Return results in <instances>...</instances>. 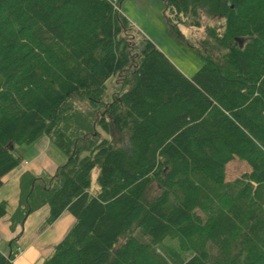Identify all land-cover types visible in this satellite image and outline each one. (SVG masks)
Masks as SVG:
<instances>
[{"label": "trees", "instance_id": "trees-1", "mask_svg": "<svg viewBox=\"0 0 264 264\" xmlns=\"http://www.w3.org/2000/svg\"><path fill=\"white\" fill-rule=\"evenodd\" d=\"M163 2L172 29H203L191 77L110 0H0V188L42 136L68 157L23 175L11 217L75 216L42 264H264V0Z\"/></svg>", "mask_w": 264, "mask_h": 264}, {"label": "rangeland", "instance_id": "rangeland-1", "mask_svg": "<svg viewBox=\"0 0 264 264\" xmlns=\"http://www.w3.org/2000/svg\"><path fill=\"white\" fill-rule=\"evenodd\" d=\"M118 11L126 15L134 25L136 31L138 30L142 35L154 42L155 45H157L187 76H193L201 68L203 60L197 49L199 45V35L202 34L203 29L183 25L180 26V33L172 29L166 16L163 0H123L121 6L119 4ZM116 80L118 83H116ZM107 88L109 95L107 100L111 101V97L121 90L119 80L111 78L107 83ZM102 133L106 135L105 132ZM41 141L39 142L40 144L42 143ZM23 147H32V144H26ZM40 147L45 148V154L39 160L41 165L45 168L44 175H53L54 173L50 171L51 167L56 165L57 168L67 162V155L53 142L50 149H46V146ZM30 153L31 150L29 153H21L23 159L30 158ZM248 170L249 167L245 162L235 158L227 165V180L233 181L237 178H241ZM97 177L98 170L95 169L93 171L91 186V192L93 193L99 188ZM151 192H157L156 187L153 188ZM6 241L7 240H4V242ZM170 247L174 249L178 247V240L166 238L158 249L164 254L165 258L174 263L175 261L168 257L170 254ZM182 255L188 257L191 254L182 252Z\"/></svg>", "mask_w": 264, "mask_h": 264}, {"label": "crops", "instance_id": "crops-1", "mask_svg": "<svg viewBox=\"0 0 264 264\" xmlns=\"http://www.w3.org/2000/svg\"><path fill=\"white\" fill-rule=\"evenodd\" d=\"M51 145L52 141L45 135L32 143V147L22 146L19 149L21 153H29L31 150L30 158L23 159L17 168L3 178L0 201L7 203L8 212L0 219V250L11 256L15 264H42L53 253L55 245L64 238L76 221L71 212L65 211L53 223L47 224L50 206L45 205L32 212L23 227L19 225L15 230L11 228V217L19 206L23 175L32 172L37 176L51 177L56 172L55 165L50 168L53 175H44L45 168L39 162L45 154V148L40 146L50 149ZM4 240L7 241L4 242ZM19 247L22 248L21 252H18Z\"/></svg>", "mask_w": 264, "mask_h": 264}, {"label": "built area", "instance_id": "built-area-1", "mask_svg": "<svg viewBox=\"0 0 264 264\" xmlns=\"http://www.w3.org/2000/svg\"><path fill=\"white\" fill-rule=\"evenodd\" d=\"M111 1V3L114 5V7L116 8V9H119V0H110ZM22 251V248L21 247H19L18 248V252H21Z\"/></svg>", "mask_w": 264, "mask_h": 264}]
</instances>
